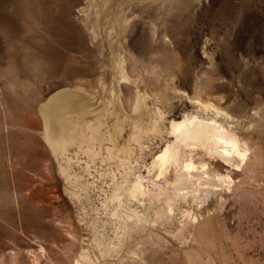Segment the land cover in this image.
I'll list each match as a JSON object with an SVG mask.
<instances>
[{"label":"rangeland","instance_id":"1","mask_svg":"<svg viewBox=\"0 0 264 264\" xmlns=\"http://www.w3.org/2000/svg\"><path fill=\"white\" fill-rule=\"evenodd\" d=\"M57 92L71 103L51 120L100 141L53 151L41 107ZM198 103L246 142L236 188L172 222L151 210L102 256L122 235V161L142 169ZM0 264H264V0H0Z\"/></svg>","mask_w":264,"mask_h":264},{"label":"bare ground","instance_id":"2","mask_svg":"<svg viewBox=\"0 0 264 264\" xmlns=\"http://www.w3.org/2000/svg\"><path fill=\"white\" fill-rule=\"evenodd\" d=\"M71 95L57 92L41 107L48 128L46 139L53 151L61 154L68 142L78 143L81 147L84 143L88 144V141L101 139L98 133L99 125L93 128L96 132L92 130L87 136L66 128L60 118L51 120L50 115L69 106ZM198 104L204 114L189 111L190 113L186 112L169 120L166 131L162 134L160 148L150 155V161L144 164L142 169L127 165L128 160L122 161L124 164L121 179L115 183L110 196L114 225L116 224L122 235L114 244L101 247V243L97 242L102 256L117 253L123 246L125 236L139 228H148L151 210L155 209L153 214L156 220L163 218L171 221L173 212L180 203L184 202L190 208L196 206L198 209L209 196H222L236 188L237 180L234 179L243 170L249 157L246 142L227 121L218 120L219 117L226 120V113L209 103ZM133 108L138 110L140 102L137 101ZM208 112H212V115ZM164 119L165 117L156 111L151 125L153 133L161 134L160 123ZM134 138L138 140V136ZM127 150L131 154L129 147ZM85 151L94 152L90 147ZM104 208L106 210L105 205ZM187 214L186 225L191 228L195 217L189 212ZM134 254L137 255L135 251ZM82 258L87 259L85 253H82Z\"/></svg>","mask_w":264,"mask_h":264}]
</instances>
